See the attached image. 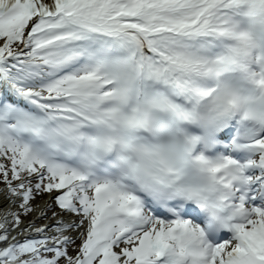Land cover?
<instances>
[{
	"label": "snow or ice",
	"instance_id": "6c2138e0",
	"mask_svg": "<svg viewBox=\"0 0 264 264\" xmlns=\"http://www.w3.org/2000/svg\"><path fill=\"white\" fill-rule=\"evenodd\" d=\"M0 264H264V0H0Z\"/></svg>",
	"mask_w": 264,
	"mask_h": 264
},
{
	"label": "bare ground",
	"instance_id": "6f19581e",
	"mask_svg": "<svg viewBox=\"0 0 264 264\" xmlns=\"http://www.w3.org/2000/svg\"><path fill=\"white\" fill-rule=\"evenodd\" d=\"M5 203V201L3 200V194L0 193V206H2Z\"/></svg>",
	"mask_w": 264,
	"mask_h": 264
},
{
	"label": "rangeland",
	"instance_id": "374dc122",
	"mask_svg": "<svg viewBox=\"0 0 264 264\" xmlns=\"http://www.w3.org/2000/svg\"><path fill=\"white\" fill-rule=\"evenodd\" d=\"M3 188V184H0V189H2Z\"/></svg>",
	"mask_w": 264,
	"mask_h": 264
}]
</instances>
